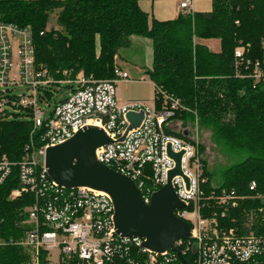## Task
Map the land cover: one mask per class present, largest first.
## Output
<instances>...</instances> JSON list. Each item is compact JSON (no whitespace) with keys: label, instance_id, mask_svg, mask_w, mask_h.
<instances>
[{"label":"trees","instance_id":"1","mask_svg":"<svg viewBox=\"0 0 264 264\" xmlns=\"http://www.w3.org/2000/svg\"><path fill=\"white\" fill-rule=\"evenodd\" d=\"M54 11L59 28L48 29L47 19ZM0 21L30 28L36 61L58 79L65 77L64 70L72 76L83 71L96 79L113 78L119 50L130 47L133 36L149 38L153 65L145 73L155 88L180 99L184 106L171 118L168 132L192 141L173 124L187 127L197 119L212 129L224 148L247 153L224 168L217 184L203 159L205 195L234 190L238 196L236 206L210 200V207L225 227H237L251 212L254 226L247 228L264 239V82L253 76L256 70L264 73V0H212L211 11L181 12L174 19L151 22L139 0H0ZM207 39H218L220 49L211 50ZM238 47L243 48L241 58L235 56ZM46 96L50 99L51 93ZM154 99L160 107L162 98L156 89ZM30 117V110H25L0 118V152L11 160H19L25 152L33 129ZM43 129L33 134L36 146L43 144ZM142 180L144 191L154 188L150 171L142 174ZM253 181L256 187L251 190ZM20 185L16 167L0 184V240L6 242L0 245V264H26L30 258V249L16 241L29 228L22 221L36 195L22 192L11 198V191ZM183 250L184 259L196 264L195 253L184 246ZM141 255L133 247L128 256L143 264ZM170 255L165 264H183L176 252L171 250ZM126 257L114 253L107 264H132ZM40 264H50L44 251ZM59 264L84 263L64 257ZM236 264H264V250Z\"/></svg>","mask_w":264,"mask_h":264},{"label":"built area","instance_id":"2","mask_svg":"<svg viewBox=\"0 0 264 264\" xmlns=\"http://www.w3.org/2000/svg\"><path fill=\"white\" fill-rule=\"evenodd\" d=\"M192 0H181L180 10L192 13ZM243 48L235 50L241 58ZM64 78L50 74L48 68L36 61L31 30L14 23L0 21V118L12 117L14 112L30 110L33 129L25 152L17 161L0 152V184L16 167L20 187L11 191L15 198L22 192H33L36 200L26 207L27 217L22 224L29 228L16 241L30 249L26 264H40L41 251L46 254L57 250L61 257H76L84 264H107L114 253L127 256L138 247L143 264H165L171 260V250L155 252L142 246V238L120 237L113 222V202L109 194L89 187L65 188L54 182L46 173L45 152L50 146L63 143L87 125L102 128L112 139L96 151L97 159L130 176L143 191L145 202L153 192L168 180L175 160L168 154V146L175 153L182 152V175L172 179L175 191L185 207L175 214L191 226L190 235L176 240L175 244L192 250L196 264H236L253 259L264 250V239L251 228L225 227L220 224L217 212L210 207L215 204L236 206L238 196L234 190H222L220 194L205 195L203 159L196 143L168 132L171 118L179 108H184L180 99L156 87L162 104L155 99L118 101L117 85L133 80L128 70L116 57L114 77L96 79L79 71L75 76L64 70ZM254 78L264 82V73L256 70ZM62 87L57 97L48 92ZM23 86L17 93L15 86ZM54 102L50 110L42 104ZM143 112L137 127L127 131L130 125L127 113ZM40 128L43 144L35 145L33 134ZM124 139L121 140V138ZM150 171L154 188H146L142 174ZM256 183L253 181L250 189ZM222 217L225 213L222 212ZM6 242L0 240V245Z\"/></svg>","mask_w":264,"mask_h":264},{"label":"water","instance_id":"3","mask_svg":"<svg viewBox=\"0 0 264 264\" xmlns=\"http://www.w3.org/2000/svg\"><path fill=\"white\" fill-rule=\"evenodd\" d=\"M127 119L130 122L128 131L140 125L143 112L130 111ZM111 141L99 126L83 127L65 142L46 149L47 175L65 188L89 187L106 192L113 202L117 235L142 238L143 247L159 253L172 250L183 264H190L184 259L181 247L175 244L191 232L190 224L175 214L185 207L172 183L175 175H182V152L175 153L168 146V154L176 165L169 172L167 182L152 193L147 203L135 180L97 159V149Z\"/></svg>","mask_w":264,"mask_h":264},{"label":"rangeland","instance_id":"4","mask_svg":"<svg viewBox=\"0 0 264 264\" xmlns=\"http://www.w3.org/2000/svg\"><path fill=\"white\" fill-rule=\"evenodd\" d=\"M57 12H50L47 19V27L50 28H59L57 25ZM120 56L124 59L123 67L129 70V73L132 78H141V80L132 81L128 88L122 90V92H117L119 96L123 95V99H119L120 103H123L127 100H152L154 97V88L151 81L144 80V73L148 68H151L153 65V44L149 38L141 36L132 37V45L130 47H123L119 50ZM120 60V59H119ZM132 64H136L141 69H134ZM65 84H61L55 88L54 92H50L57 97H64L62 95V87H65ZM17 93L24 92L23 86L14 87ZM139 93L144 94L142 98H138ZM125 97V98H124ZM54 102L48 104H42L44 109L50 110ZM177 131H183L188 133V137L196 143L198 147V152L204 157L207 162L208 170L212 173V181L214 184L219 183L221 179V174L224 168L230 166L233 163H236L240 160H243L247 157L245 151H230L227 150L220 144L213 135V131L209 126L200 125L196 119L194 122H190L187 127H183L179 122L173 124ZM202 148V151H201ZM26 211V209H25ZM248 220L240 222L238 225L240 228L254 226L253 221L250 219L252 213H248ZM237 226V227H238ZM46 258L50 264H59L61 263L64 257L59 259L57 250H52L51 253L46 254Z\"/></svg>","mask_w":264,"mask_h":264},{"label":"crops","instance_id":"5","mask_svg":"<svg viewBox=\"0 0 264 264\" xmlns=\"http://www.w3.org/2000/svg\"><path fill=\"white\" fill-rule=\"evenodd\" d=\"M180 1L181 0H139V6L141 7L142 10L148 13L149 22H151L153 19L163 21V20L174 19L181 13ZM191 8L195 12L211 11L212 10V0H192ZM205 43L213 51H218L220 49V41L218 39H207L205 40ZM119 58L121 62L124 61V59H122L120 55H119ZM122 65H123V62H122ZM132 67L135 70L141 69L136 64H132ZM143 79L147 81H151L146 73H144ZM137 80H141V78H133V80H130L128 82L119 83L117 85V92L118 91L122 92V90H124L125 88H128V86L130 85L132 81L134 82ZM152 85H153L154 92H155V85L153 82H152ZM136 96H138V98H142L145 95L139 93ZM117 97L121 100L123 99V95L119 96L118 93H117Z\"/></svg>","mask_w":264,"mask_h":264}]
</instances>
